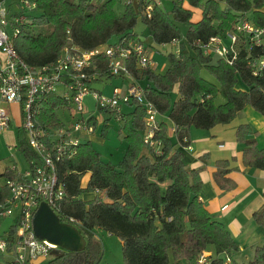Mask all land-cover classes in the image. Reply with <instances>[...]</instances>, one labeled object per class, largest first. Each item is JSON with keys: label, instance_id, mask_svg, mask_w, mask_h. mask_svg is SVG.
<instances>
[{"label": "trees", "instance_id": "1", "mask_svg": "<svg viewBox=\"0 0 264 264\" xmlns=\"http://www.w3.org/2000/svg\"><path fill=\"white\" fill-rule=\"evenodd\" d=\"M33 2L35 8L26 12V20L12 39L19 56L33 68L54 64L68 44L92 50L139 39L155 50L156 46L180 40L178 55L167 54L169 66L164 72L151 68L136 70L132 63L128 65L136 79L149 83L145 87L146 98L176 128L175 141L168 136L167 123L158 121L153 138L160 142L161 154L156 155L143 142L144 109L140 105H131L132 110L127 114L99 109L100 113L108 112L109 119L122 123L127 146L116 165L103 160L89 141L80 142L72 157L64 156L58 162L57 175L66 195L59 202L57 216L63 223H68V219L77 221L75 228L86 244L81 252L56 251L45 264H98L103 249L97 231L120 239L124 264H182L183 261L192 264L209 247L214 254L209 264H264V243L255 248L253 258L247 263L232 259L238 244L224 224L200 202L199 172L186 167L183 152L177 148L188 146L191 128L208 130L227 124L245 106L264 116V69L253 75L249 64L253 58L264 57V35L260 47L249 48L247 36L238 33L237 58L231 65L214 55L204 56L193 46L196 41L206 43L231 31L241 16L264 30V0H173L170 11L154 6L150 18L142 15V2L124 3L120 14L115 6L123 0ZM138 22L149 38L139 35ZM107 63L105 56H96L90 73L112 78ZM175 88L177 97L172 99ZM66 106L55 93L43 95L36 123L60 128L62 122L56 111ZM108 121L103 122L101 138L106 134ZM95 123L93 120L92 124ZM251 135L254 132L249 126L237 128V141L245 144L242 163L264 169V148H257L254 138H246ZM17 142V150L27 162L37 163L38 156L20 129ZM228 172L226 162H218L213 172L214 182L223 190L234 186L225 178ZM10 178H13L10 168L0 174V205L8 197L4 179ZM86 193H93L94 197L82 200L80 196ZM253 220L264 230V205L253 213ZM14 231L15 226H11L5 238L9 247Z\"/></svg>", "mask_w": 264, "mask_h": 264}, {"label": "built area", "instance_id": "2", "mask_svg": "<svg viewBox=\"0 0 264 264\" xmlns=\"http://www.w3.org/2000/svg\"><path fill=\"white\" fill-rule=\"evenodd\" d=\"M143 3L142 15L151 17L154 6L166 10L165 3L173 0H128ZM35 8L33 0H19L16 15L10 10L8 0H0V132L9 129L11 114L10 104L20 106L21 123L28 146L37 154L38 162H28V169L20 173L12 165L13 178L4 179L8 197L0 205V219L14 216L15 231L11 247L5 239H0V261L3 264H33L38 258L57 249L45 240L38 239L32 229V218L40 203H46L57 215L59 202L65 195L63 184L57 175V164L64 156L72 157L75 147L80 143L79 134H93L95 120L93 112L86 109L84 99L91 95L94 105L99 109L113 110L121 113L122 106L140 105L144 109L143 142L156 155L161 154L160 142L154 140L160 114L146 98L145 88L136 82L125 90L114 87L110 96H104L90 88L94 79L100 78L91 74L93 59L98 55L107 58L108 73L112 77L132 78L129 63L136 70L155 66L152 56L156 50H150L139 39L118 41L105 44L92 50H84L74 45H66L54 64L40 68L29 66L17 53L13 37L19 32L18 26L26 19V12ZM14 16V17H13ZM238 33L247 36L249 48L260 47L263 43L264 30L255 26L247 17L241 16L231 31L217 35L204 43L196 41L193 46L204 56H216L229 65L237 58ZM70 41V39H68ZM179 53L180 40L169 43ZM253 75L264 69V57L249 61ZM55 93L62 98L68 107L69 121L62 122L57 129L39 126L35 117L41 97ZM176 132V128L172 130ZM98 192H94L97 194ZM107 200V198H105ZM74 227L78 224L68 219ZM9 255V257L7 256ZM7 259L5 260L4 259ZM208 256L200 255L197 263H207Z\"/></svg>", "mask_w": 264, "mask_h": 264}, {"label": "crops", "instance_id": "3", "mask_svg": "<svg viewBox=\"0 0 264 264\" xmlns=\"http://www.w3.org/2000/svg\"><path fill=\"white\" fill-rule=\"evenodd\" d=\"M18 2L19 0H8L11 11L18 10ZM165 7L166 11H170L172 5L165 3ZM198 16L196 14L195 18H198ZM155 52L152 56L155 63V66L151 68L153 70L158 68L157 63L154 61ZM164 69L165 65L159 72H163ZM105 79L108 78L100 77L93 81H104ZM135 82L143 88L149 85L146 80L136 79L133 76L132 78L118 77V83L114 87L125 90L128 85ZM144 83L146 85L142 86ZM218 102H221L220 99H218ZM14 106L17 108L15 117L12 113ZM125 107L128 110L122 111L121 108L122 114L131 112L132 106ZM8 109L12 120L9 129L0 132V174L12 165L16 167L18 172L23 173L28 169L29 163L18 150L16 154L11 153L13 149H17L18 130L21 123L20 106L18 104H10ZM60 111H62L63 117L58 115ZM56 112L61 122L69 121L67 106L59 108ZM100 115L101 118L94 115L96 122L94 133L90 135L80 133V142L89 141L91 145L93 141L97 144L102 143L101 136L97 135L98 133L96 134V128L105 120L108 119L110 121L111 119H109L108 112L100 113ZM158 120L167 123L168 136L175 141V133L172 131L173 124L166 116L160 115ZM240 125L249 126L254 135L246 138H254L257 148H264V116L251 106H245L241 113L227 124L215 125L208 130L191 128L188 146L177 148L183 152V162L186 167L199 172L201 191L198 197L200 202L209 214L224 224L231 237L238 244V250L232 255V259L238 263H247L253 258L255 248L264 243V230L253 220V213L264 205V169L243 165L241 153L245 144L239 143L236 138V131ZM9 153L11 154L9 155ZM218 162H226L228 164L229 172L225 178H228L234 184L230 190H223L214 182L213 172L216 170ZM88 177L89 174L84 176L82 180L83 186L86 184ZM93 197V193H86L80 196L82 200H91ZM99 232L101 231H97V234ZM205 254L208 256L205 264H209V260L214 256L213 249L209 247ZM43 260L44 257H40L33 264H45ZM184 262L186 261H183L182 264ZM185 264L188 263L186 262Z\"/></svg>", "mask_w": 264, "mask_h": 264}, {"label": "rangeland", "instance_id": "4", "mask_svg": "<svg viewBox=\"0 0 264 264\" xmlns=\"http://www.w3.org/2000/svg\"><path fill=\"white\" fill-rule=\"evenodd\" d=\"M127 2L128 0H123L121 4H117L115 6L116 13H119V14L122 13L124 9V3H127ZM15 11L16 10H12V12H15ZM180 29L183 31L185 30L183 27H181ZM136 30L142 38L145 39V36L148 37L144 26L140 22H138V26ZM149 42H151V40H149ZM155 50L157 51L155 52V55H154V61L157 63L158 68L157 70H154V71L159 72V70H161V68L164 65H165V69L169 66L167 54L173 53L176 55L177 49L171 46L170 44H166V45L156 46ZM204 74L212 78V76H210L206 71L204 72ZM101 83H104V84L101 85ZM117 83H118V77H112L110 79H105L104 81H92L90 84V88L108 97L111 95L112 89ZM144 85L146 84L145 83L142 84V86ZM175 90L173 91L171 95L172 99H175L177 96V93ZM84 105L88 111L94 112L93 115H96L97 117L101 118L99 111L94 105V100L91 95H88L87 97H85ZM13 109L14 110L12 111V113H13V116L15 117L17 113V108L14 106ZM127 110H128L127 107L125 106L122 107V111H127ZM61 113L62 111H60L58 115L63 117ZM13 125L15 126L14 122H13ZM107 125H108V129L106 131V134L104 137L101 138L102 143L97 144L95 141H93L92 147L100 154L103 160L116 165L122 159L124 150L126 148V142L124 141V138H123L124 132L121 131L122 123L119 124V122H117L115 119H111L110 121H108ZM103 126H104V123H101L98 125V127L96 128V134L98 133L97 135H100ZM11 153L16 154L18 153V151L17 149H13ZM11 153H9V155ZM15 224H16V218L14 216L1 218L0 219V239L2 240L5 239L8 231L10 230V227L15 226ZM97 238L99 239L102 249H103L102 256L98 264H124L123 254H122V245H121L120 239L117 236L110 235L104 231H101L97 234ZM7 256L9 257L8 254ZM53 256H54V252H50L46 254L43 260L44 263L48 262ZM185 263L186 262H184L183 264ZM196 263L197 262L192 263V264H196ZM199 264H205V263H199Z\"/></svg>", "mask_w": 264, "mask_h": 264}, {"label": "water", "instance_id": "5", "mask_svg": "<svg viewBox=\"0 0 264 264\" xmlns=\"http://www.w3.org/2000/svg\"><path fill=\"white\" fill-rule=\"evenodd\" d=\"M35 236L54 245L59 250L81 252L85 239L74 226L63 223L46 203H40L32 218Z\"/></svg>", "mask_w": 264, "mask_h": 264}]
</instances>
